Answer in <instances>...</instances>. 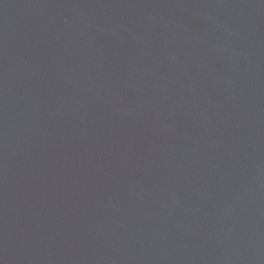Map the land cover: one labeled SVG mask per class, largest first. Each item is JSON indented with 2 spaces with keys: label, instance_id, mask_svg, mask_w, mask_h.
<instances>
[{
  "label": "water",
  "instance_id": "water-1",
  "mask_svg": "<svg viewBox=\"0 0 264 264\" xmlns=\"http://www.w3.org/2000/svg\"><path fill=\"white\" fill-rule=\"evenodd\" d=\"M0 264H264V0H0Z\"/></svg>",
  "mask_w": 264,
  "mask_h": 264
}]
</instances>
